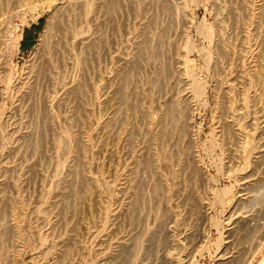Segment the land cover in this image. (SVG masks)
Returning a JSON list of instances; mask_svg holds the SVG:
<instances>
[{"label": "rangeland", "instance_id": "1", "mask_svg": "<svg viewBox=\"0 0 264 264\" xmlns=\"http://www.w3.org/2000/svg\"><path fill=\"white\" fill-rule=\"evenodd\" d=\"M55 10L98 25L79 74L36 50ZM0 31V264H264V0H0Z\"/></svg>", "mask_w": 264, "mask_h": 264}, {"label": "bare ground", "instance_id": "2", "mask_svg": "<svg viewBox=\"0 0 264 264\" xmlns=\"http://www.w3.org/2000/svg\"><path fill=\"white\" fill-rule=\"evenodd\" d=\"M87 8L90 11L89 15L91 16L93 14V5L91 4ZM49 9H51V7H49ZM89 15L87 14L88 19ZM58 16L59 13L57 10L52 12L47 25L42 32L40 39L38 40L39 44L36 50L37 52L41 50L43 51L44 55L48 54L50 59L52 58L50 64L52 67L53 65L55 66V74L57 76H65L66 72H69L66 71L68 70V65L71 66L72 72H77L79 74L82 70V67H84L85 65L87 66L89 56H92L94 54L95 48H99L100 37L98 25L92 24L96 22V20H94L95 22H89V24L87 23L86 26L79 29L64 30L62 38L58 33ZM4 37H6L5 33H2L0 31V55H2L1 57H3L6 63L9 65L12 62L14 56L18 55L21 51L20 42L22 39V35L15 32L12 33L8 43H6V40L4 41ZM77 73H74L73 76H76ZM12 76L13 74H10V79L12 78ZM3 99L2 102L5 103L6 99L4 95ZM16 240H21L20 234L17 230ZM20 250H23V247Z\"/></svg>", "mask_w": 264, "mask_h": 264}]
</instances>
